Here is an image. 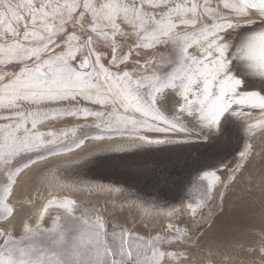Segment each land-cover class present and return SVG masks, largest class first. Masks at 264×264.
<instances>
[{
	"label": "snow or ice",
	"instance_id": "1",
	"mask_svg": "<svg viewBox=\"0 0 264 264\" xmlns=\"http://www.w3.org/2000/svg\"><path fill=\"white\" fill-rule=\"evenodd\" d=\"M222 7L228 14L210 0H0V222L16 211L10 197L21 174L94 145L64 165L71 182L44 170L35 190L41 207L25 214L19 234L15 226L0 231V264H199L198 257L213 264L218 254L202 249L207 238L194 240L187 228L134 229L179 211L160 202L164 186L201 182L200 203L186 205L195 217L221 173L235 180L244 170L251 137L264 132V0H222ZM61 118L83 119L80 134L38 127ZM232 125L249 138L235 166L224 134ZM110 172L154 191L132 192ZM66 190L124 194L131 223L111 224L104 208L91 220L77 214ZM259 214V231L233 229L232 248L251 243L247 251L264 253V205Z\"/></svg>",
	"mask_w": 264,
	"mask_h": 264
},
{
	"label": "rangeland",
	"instance_id": "2",
	"mask_svg": "<svg viewBox=\"0 0 264 264\" xmlns=\"http://www.w3.org/2000/svg\"><path fill=\"white\" fill-rule=\"evenodd\" d=\"M13 2H18V0H13ZM198 2L203 3L204 0H198ZM210 3L214 8L220 5V11L228 14L227 10L222 7V0H210ZM189 51H195V46ZM85 106L95 110H103L96 105L89 104ZM257 117L258 110H254L252 121L255 122ZM83 123V119L73 120L71 118H61L46 121L38 127L41 131H53L57 135L63 132L71 134L73 130L79 135L82 131L80 126ZM89 123H91L90 119ZM232 127H226L224 134L229 140L230 152L232 153L229 155L228 160L231 161L232 166H235V157L238 155L236 150L242 149L249 138L239 126H234L236 128H234V138ZM88 131H94V129H89ZM93 147L94 145L91 142H86L81 149L72 153H66L63 156L51 158L48 161L42 162L40 165H34L31 169L21 174L17 184L13 186L14 195L10 197V202L16 206V211L10 219L0 222V231L7 230L9 226H15V234H19L21 231V222L25 214L32 208L38 209L41 207L43 199L40 195L36 194L35 190L37 188L43 189L45 178L42 173L44 170H52L65 181L71 182L73 179L72 169L71 167H64V165H69L72 160L84 156ZM251 148L253 155L244 170L237 174L235 180L229 179L231 175L230 170H225L221 173L222 182L213 190L212 199L207 201L205 206L197 208L195 217L189 214L186 205L191 203L195 207L200 203L202 197L201 182L194 181L187 189L164 186L159 188L157 192V195L161 198L160 202H167L169 205L175 204L179 211L172 217H151L148 220L149 227L147 229L138 227L134 230L141 235H145L149 231L163 233L165 225L171 222L177 227L187 228L193 234L194 240L207 238L208 243L202 246V249H211L213 253L218 254L217 258H214L213 264H220V259L218 258L220 256L232 261L233 264H264V253L258 249L253 252L247 251V248L253 247L251 243L247 244L244 250L232 248L230 243L233 233L231 224L234 221L239 219L235 223L237 226L240 224L248 226L245 222L251 220L254 223V227L256 226V231H259L261 226L259 209L264 205V132L257 130L251 137ZM227 162L225 161V163ZM48 178L53 179L51 176ZM108 179L122 181L126 186H130V191L141 195L154 191L151 184L142 179H129L111 172L108 173ZM5 182L6 177L0 176V190H2ZM43 194L46 195V192ZM66 194L69 198L76 200L77 214H82L89 220L95 217L97 209L104 208L106 210L101 211L100 214L111 224L127 226L131 223L132 216L128 214L126 207L127 201L124 199V194L72 192L68 190H66ZM25 199L31 200L32 203L22 205L20 201ZM119 204L125 205V211L114 214L113 206H118ZM82 205L89 209L83 210ZM235 208L238 211L235 212ZM49 219L50 217L45 218V226L48 225ZM193 219H196L199 223H191ZM197 259L199 260V264H204L207 257H198Z\"/></svg>",
	"mask_w": 264,
	"mask_h": 264
},
{
	"label": "bare ground",
	"instance_id": "3",
	"mask_svg": "<svg viewBox=\"0 0 264 264\" xmlns=\"http://www.w3.org/2000/svg\"><path fill=\"white\" fill-rule=\"evenodd\" d=\"M232 126H233V127H232V130H233L232 134L234 135V138H235V130H234V128H235L234 126H235V125H232ZM235 129H236V128H235ZM84 198H85V197H84ZM91 198H92V197H91ZM82 209H83V210H88L89 208H85V206L82 205ZM234 210H235V212L238 211L237 208H235ZM229 219H230V218H229ZM227 220H228V219H227ZM238 220H239V219H238ZM238 220L234 221V222L231 224L232 227H233V229L236 228V227H242V226H243V224H240L239 226H237V225L235 224V223H237ZM246 220H247V219H246ZM21 223H22V222H21ZM245 223H246L247 225H253V226H254V223H252L251 220H247ZM255 227H256V226H255ZM233 256H234V255H233Z\"/></svg>",
	"mask_w": 264,
	"mask_h": 264
}]
</instances>
